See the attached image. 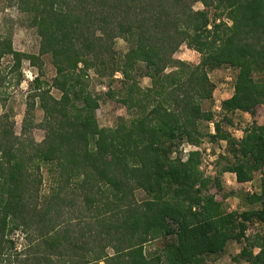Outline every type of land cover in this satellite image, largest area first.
Masks as SVG:
<instances>
[{"label":"trees","instance_id":"16d2710c","mask_svg":"<svg viewBox=\"0 0 264 264\" xmlns=\"http://www.w3.org/2000/svg\"><path fill=\"white\" fill-rule=\"evenodd\" d=\"M14 1L37 27L41 52L51 54L52 85L62 94L34 79L22 135L0 115V255L8 257L16 246L9 235L21 230L27 244L17 264H210L232 241L243 244L236 262L264 264V230H251L264 226V123L253 121L240 138L223 125L264 106V0H194L203 9L192 0ZM119 38L130 44L121 55ZM184 44L200 54L198 63L175 57ZM5 55L12 69L20 71L27 58L42 72L39 56L0 36V59ZM91 67L121 72L117 99L130 118L100 125ZM222 67L238 72L215 121L203 103L216 88L210 74ZM139 75L151 86L142 87ZM37 101L44 110L40 142L28 132ZM205 121L214 122L212 142H227L214 175L202 170ZM184 143L191 144L187 160L173 156ZM44 165L57 176L41 198ZM228 172L241 183L261 173L260 192L243 196L252 208H226ZM157 241L161 247L149 251Z\"/></svg>","mask_w":264,"mask_h":264},{"label":"rangeland","instance_id":"374dc122","mask_svg":"<svg viewBox=\"0 0 264 264\" xmlns=\"http://www.w3.org/2000/svg\"><path fill=\"white\" fill-rule=\"evenodd\" d=\"M193 7L195 9H203L204 5L201 2H194L192 0ZM214 10L212 9L211 17L214 19ZM31 19L28 13L20 11L19 7L14 0H0V36L8 37L12 40L15 50L25 52L27 54H35L40 58V64L42 65V72L37 65H34L31 60L24 59L21 66V70L12 69L13 58L12 55H5L0 59V115L6 114L9 117L10 123L16 134L22 135L23 124L26 118V112L30 100V92L35 87L34 79L37 76L41 77V80L45 83L46 87H50L51 93L60 98L61 91L54 87L52 84L54 78L57 76V69L53 63L50 53L41 52L42 37L37 27L31 25ZM130 44L125 40L119 38L116 41L115 50L118 55L124 54L128 51ZM175 57L179 60L196 64L200 61V54L189 48L186 44L182 45L176 52ZM83 67V65H81ZM237 69L232 67H222L213 71L211 75L212 81L215 83V91L212 100L204 101L203 107L207 110H212L215 114V121L220 120L223 117V108L219 111L218 105L222 106V102L230 98L235 92V81L237 76ZM89 88L96 95L101 97L100 107L97 110V118L101 126L112 127L116 125L117 118L119 116H125L130 118L127 108L118 101L117 94L123 89L124 78L121 72H115L113 76L110 71L102 75L96 68L91 67L87 71ZM21 76V81H19ZM138 82L144 88L151 86V80L147 76H138ZM113 91L115 96L109 95V92ZM35 104L33 115L34 125L28 130L29 135L33 136L38 142L42 141L45 137V130L38 126V124L44 118V110L40 105ZM232 116L233 124L224 122V128L227 129L233 136L243 135L244 128L251 124L253 121H257L260 124L264 123V106L257 108L255 115L249 113L238 112ZM203 131L207 134L200 147L202 148V170L209 174H216L218 166L216 164L218 158L222 154H226L227 142L224 140L218 142H212L210 134L215 132V126L213 121H205L202 123ZM237 135V136H236ZM182 147V146H181ZM211 148V153L215 158L212 161L209 157V153L206 148ZM184 152V150L182 151ZM181 150L178 149L173 153V156H180ZM184 156V154H182ZM43 175V184L41 186V198H45L52 191L54 186L55 173L51 165H44L41 169ZM232 184L226 183L225 175L223 176L224 186L226 191L231 193L225 202V206L228 210L243 211L252 208L248 205L243 196L247 193L260 192L261 187V173H257L255 179L248 183H239L234 175H230ZM144 193L139 192L138 197L142 198ZM75 224V223H74ZM38 225V224H37ZM37 228V226H36ZM252 231H263L264 226L261 224H255L251 227ZM9 237L14 240L15 248L7 249V255H0L3 261L0 264H8L13 262L17 264L18 257L20 259L25 258V254L20 255L18 253L24 252L26 240L23 238L21 230L13 231ZM162 245L161 242H153L147 245L149 251L156 250ZM243 244L236 241H232L227 246L226 251L221 256H213L210 258V264H249L245 261L236 262L233 257L237 256L242 250ZM26 253V252H25Z\"/></svg>","mask_w":264,"mask_h":264},{"label":"built area","instance_id":"2783aa9c","mask_svg":"<svg viewBox=\"0 0 264 264\" xmlns=\"http://www.w3.org/2000/svg\"><path fill=\"white\" fill-rule=\"evenodd\" d=\"M217 108H218L219 111H220V110L222 109V106L218 105ZM213 123H214V122H213ZM236 136H237V135H236ZM238 137L240 138V137H242V135H240V136H238ZM199 149L201 150V152H203V150H202L201 147H199ZM206 149H207V151H208V153H209V157H211L210 159H211L212 161H214L215 158L213 157L212 154H210V153H211V148L208 147V148H206ZM180 150H181V155H180V156L182 157V159H183V160H187L188 157H189L190 150H191V144H189V143H184V144L182 145V147L180 148ZM183 150H184V152H182ZM182 154H184V156H183ZM230 175H234V176H235V179L237 180L236 175H235L234 173H230V172L225 173V180H226V183H228V184H232V180H231V178H229Z\"/></svg>","mask_w":264,"mask_h":264},{"label":"crops","instance_id":"0c3cea01","mask_svg":"<svg viewBox=\"0 0 264 264\" xmlns=\"http://www.w3.org/2000/svg\"><path fill=\"white\" fill-rule=\"evenodd\" d=\"M239 182V181H238ZM239 183H241V182H239ZM248 263V262H247ZM101 264H105L104 262H101Z\"/></svg>","mask_w":264,"mask_h":264}]
</instances>
